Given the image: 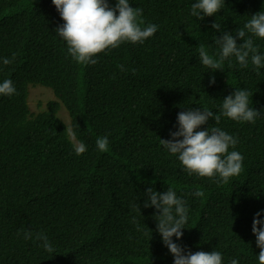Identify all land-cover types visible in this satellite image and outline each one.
I'll return each mask as SVG.
<instances>
[{
	"label": "trees",
	"instance_id": "trees-1",
	"mask_svg": "<svg viewBox=\"0 0 264 264\" xmlns=\"http://www.w3.org/2000/svg\"><path fill=\"white\" fill-rule=\"evenodd\" d=\"M129 2L157 32L82 65L55 32L64 21L52 0H0V83L11 79L16 87L15 95H0V264H173L156 231L158 213L143 207L148 187L171 188L187 201L188 221L174 242L192 252L219 251L222 264H258L251 225L257 212L264 219V67L257 74L251 63L241 68L232 57L223 71L210 72L197 49L202 44L218 53L222 33L211 24L241 28L264 11V0H225L203 20L190 14L195 0ZM253 39L264 55V38ZM36 84L52 89L50 100L29 101V86ZM235 89L253 92L260 116L254 123L222 116L208 125L237 138L229 151L243 156L242 172L227 184L218 175H189L160 139L176 130L180 111L219 113ZM68 128L87 145L85 153L75 154ZM104 136L109 150L100 152L96 140ZM197 189L203 197L193 195ZM24 230L33 239L25 240ZM36 233L47 235L53 253Z\"/></svg>",
	"mask_w": 264,
	"mask_h": 264
},
{
	"label": "clouds",
	"instance_id": "clouds-1",
	"mask_svg": "<svg viewBox=\"0 0 264 264\" xmlns=\"http://www.w3.org/2000/svg\"><path fill=\"white\" fill-rule=\"evenodd\" d=\"M52 4L64 21L55 28V32L66 41L67 52L71 58L82 65H95L98 62V53L118 48L124 42L143 44L158 30L156 24L144 25L141 19L142 9L131 7L129 0H116L114 6L109 0H52ZM224 6L225 0H195L191 5L190 14L198 20H203L206 16L216 15ZM211 28L222 33L215 41L219 52L209 54L204 45H199L197 50L202 65L210 69V72L223 71L225 61L234 57L241 68H247L251 63L253 70L259 74L258 70L264 67V55L259 53L253 38H264V11L254 13L241 28L232 32L222 30L221 24L216 21L211 24ZM237 41L242 43L238 44ZM14 59L15 54L12 59L4 58L3 64L10 65ZM120 67L123 70V65ZM214 83V77H210L209 84ZM46 88L30 85L28 98L32 90ZM15 94L16 87L11 79L0 83V95L11 97ZM252 95L253 92L246 89H235L222 100L219 113L199 107L180 111L177 114L176 130H170V138L160 139V144L178 157L189 175L197 174L209 178L218 175V182L227 184L229 178L242 172L244 158L235 150L229 151L230 148H235L237 138L220 127L209 128L208 122L211 119L218 125L223 116L237 122L254 123L261 111L252 107ZM68 135L76 155L87 151V145L77 140L76 132L72 128L68 129ZM96 147L100 152H107L108 137L97 138ZM144 195L146 199L143 207H152L158 213L155 215L156 231L173 256V264H222V254L219 251L192 252L174 242L173 237L177 241L181 239L182 229H185L184 225L188 221L189 209L185 199L177 196L171 188L157 192L153 187H148ZM193 195L203 197L204 192L197 189ZM134 207L140 212L137 203ZM260 217L261 212L255 213L251 231L256 238V246L260 249L258 264H264V219ZM132 222H137L135 217ZM24 239H33V233L24 230ZM35 239L42 241L41 247L48 253L54 252L47 235L36 233ZM230 264H238V260L231 259Z\"/></svg>",
	"mask_w": 264,
	"mask_h": 264
},
{
	"label": "rangeland",
	"instance_id": "rangeland-1",
	"mask_svg": "<svg viewBox=\"0 0 264 264\" xmlns=\"http://www.w3.org/2000/svg\"><path fill=\"white\" fill-rule=\"evenodd\" d=\"M34 87H45L39 84L36 85H31ZM52 91L51 88L47 87L45 90H41V89H34L31 91L30 96H29V101H32L34 103L38 102V101H43V100H50L52 97V94L50 92V90ZM60 114L61 117L64 121L65 124H68L67 119H69L68 114H67V110L61 105L60 107ZM69 129V128H68ZM67 129V132H68Z\"/></svg>",
	"mask_w": 264,
	"mask_h": 264
}]
</instances>
